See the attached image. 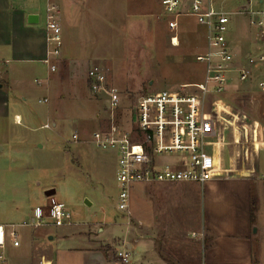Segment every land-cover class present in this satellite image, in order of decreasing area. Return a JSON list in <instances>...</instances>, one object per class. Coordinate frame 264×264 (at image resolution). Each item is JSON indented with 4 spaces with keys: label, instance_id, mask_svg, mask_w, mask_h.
I'll use <instances>...</instances> for the list:
<instances>
[{
    "label": "rangeland",
    "instance_id": "1",
    "mask_svg": "<svg viewBox=\"0 0 264 264\" xmlns=\"http://www.w3.org/2000/svg\"><path fill=\"white\" fill-rule=\"evenodd\" d=\"M232 1L237 3L236 7H242L246 2L227 0L224 6L227 12L236 9L230 7ZM15 2L21 3L19 0ZM54 3L59 9V24L63 25L61 52L74 60H92L88 64L82 62L81 66L77 62L73 75L82 76L91 66L101 67L110 83L121 93L125 107L119 117L123 123H128L131 106L139 96L163 90L175 91L181 84L202 80L203 67L196 59L206 49L205 30L193 16L165 14L161 0H102L98 8L96 0H54ZM37 6L41 20L45 21L44 0ZM240 29L249 33L251 38L255 34L246 17L230 16L228 37L236 36ZM174 36L178 45L171 43ZM251 42L250 38L244 39L239 46L240 54L260 48L257 41L255 45ZM52 75L57 77L61 73L56 71ZM27 77L32 84L35 77ZM60 82V91L56 88L50 97L33 84L36 89L27 98V103L18 102L22 112L39 109L44 113L52 109L55 128L41 129L39 124L26 128L13 126L11 117L9 127H2L0 123V223H29L33 209L46 206L48 198L44 192L53 189L55 200L65 204L73 229L82 231L85 225L101 223L104 229L101 239L112 242L129 238L130 229L136 228L137 222L131 216L127 226L126 216L122 217L115 208L119 191L115 182L117 153L99 150L87 142L90 134L97 130L94 114L104 115L102 100L88 95L87 106L82 105L83 109L78 112L79 108L75 109V106L80 100L74 98L65 81ZM255 84V78L244 84L229 78L224 93L206 98L205 116L215 119L217 124L225 123V128L205 137L203 147L205 154L214 158L218 169L212 175L213 180L228 179V156L233 160V168L247 170L249 195L256 200L255 222L250 230L252 260L258 264V261H264V93ZM60 93L64 97L59 96ZM44 98H47L46 103L37 102ZM47 121L51 125L52 120ZM74 131L79 137L77 141L71 138ZM253 136L260 137L258 143H251ZM38 145L42 147L38 148ZM246 152L252 155L253 162H245ZM230 184L218 186L219 191L216 189L211 204L216 214V217L212 214V219L217 224L227 221L238 225L242 220L240 211H236L233 205L231 210L220 205L224 200L228 201L231 191L235 194V190L229 188ZM131 187L130 203L134 212L143 210L144 204H155L161 209L153 229L151 232L147 230L149 234L144 227L139 230L141 236L154 239L159 254L174 261V256L182 259L201 249L197 254L204 257L200 244L205 245L211 235L203 231V191L197 183H137ZM189 187L193 194L187 189ZM235 188L242 191V186ZM172 204L177 206L174 214L170 211ZM187 204H195L194 209ZM31 230L30 227L19 229L20 241H24L25 234ZM112 244L116 250L123 249L117 242ZM102 248L115 257L117 251L112 247L104 245ZM150 248L147 240H140L139 246L130 252L128 262L149 252ZM220 249L221 246L215 253L224 260L228 254ZM11 251L13 249L3 252L0 264H22Z\"/></svg>",
    "mask_w": 264,
    "mask_h": 264
},
{
    "label": "built area",
    "instance_id": "2",
    "mask_svg": "<svg viewBox=\"0 0 264 264\" xmlns=\"http://www.w3.org/2000/svg\"><path fill=\"white\" fill-rule=\"evenodd\" d=\"M226 1L161 0L165 14L190 15L203 26L206 49L196 59L203 67V77L198 83L181 84L175 91L139 96L131 106L128 123L119 117L125 106L120 91L110 83L105 71L99 66L86 71L88 91L102 100L104 114L97 116L102 126L90 134L89 142L99 150L117 153L115 182L119 191L115 208L125 214L127 224L133 184H204L217 173L214 158L204 152L203 140L224 131L225 123L217 124L215 119L205 116L208 96L224 93L229 78L242 84L255 78V87L264 93V0H246L244 6L231 12L224 9ZM57 14L58 7L47 4L44 24L47 49L43 62L51 72L55 71L52 60L59 57L62 47ZM230 16L248 19L262 43L261 49L240 54L229 45ZM42 128L48 129L49 124ZM72 140H78L75 132ZM45 218L61 226L69 222L70 215L65 204L52 196L45 207L33 209L29 223L0 225V259L8 243L19 246L20 228L36 229ZM129 254L123 249L115 253V258L127 264Z\"/></svg>",
    "mask_w": 264,
    "mask_h": 264
},
{
    "label": "crops",
    "instance_id": "3",
    "mask_svg": "<svg viewBox=\"0 0 264 264\" xmlns=\"http://www.w3.org/2000/svg\"><path fill=\"white\" fill-rule=\"evenodd\" d=\"M15 1L17 0H0V123L2 127H9L8 123L11 117L13 126L26 128L25 126L30 127L34 126V124H39L41 129H45L42 127L48 124L47 120L51 119V125H49L48 129L51 127L55 128L56 123L53 120L55 113L52 109L44 113L39 109H28V112H22L21 109L23 108L19 107L18 104L25 105L28 101L27 98L33 94L36 87L38 90L45 91L46 96L50 97L56 88V91L60 89V81L63 80L65 81V86L71 88L74 98L80 100V103L75 106V109L79 108L78 112H81L83 109L82 105L85 107L87 106L85 104L87 96L90 95L92 98L93 96L87 89L86 71L82 76H74L73 73L76 71L77 62L81 66L82 62L88 64L92 60L80 61L81 59H79L78 61L60 52L62 58L59 55V57L52 60V62L55 65L54 72L60 71L61 75L57 77L53 76L52 74L54 72H51L49 66L43 62L47 49L45 41V21L41 20L37 6L42 0H34V2L31 0H19L21 3ZM101 1L102 0H96V8L99 7ZM51 2L54 3V0H44L45 8L47 4ZM229 5L233 8L236 7L237 3L232 1ZM239 8L240 7H236V9L232 11ZM29 15L36 16V24L28 23L27 18ZM59 16L58 9L57 22L60 31H62L63 25L59 24ZM237 31L238 33H236V36L232 33V35L229 36V45L234 50L240 52L239 46L244 43V39L246 38H250V42L253 39L251 42L253 45H255L256 41L259 46L262 45L256 34L252 35L251 38L250 34L244 32V30L240 29ZM172 44L178 45V39H176L175 36L172 40ZM245 53L247 52L245 51ZM62 65L64 66L63 68H61ZM80 69L81 68H79V70ZM27 76L35 77L32 84H30L31 80ZM62 76H66V78L62 79ZM33 84L36 85V87ZM59 91L57 93L55 92V95H57ZM59 96L64 97L62 93H60ZM40 100L41 99L37 100L39 104L44 103L40 102ZM42 100H46L47 102V98ZM13 110L18 111L13 113ZM99 115L100 114L96 112L93 117L97 124V129L102 126L100 120L97 119ZM42 120H45V122L41 123ZM259 139L260 137L257 138L253 136L251 143L252 141L258 143ZM87 142L90 143L89 141ZM224 145L226 146L225 141ZM41 147V145H38V148ZM222 150L224 151V146H222ZM231 160L232 159L228 156L227 165L230 173L228 179H211L204 184H197L203 191L202 205L205 212L203 231L207 235H211V238L206 243L207 245L200 244V247L203 249V258L201 254H197L201 252V249H197L196 253L193 252L184 256L182 259L174 256V261H170L168 258L159 254L155 247L156 244L154 239L151 236H141L139 230L145 228L146 232L147 230L151 232L161 209L159 207L156 208L155 204H144L143 210H135L134 212L131 203H129V216L135 219L137 225L136 228L130 229L129 238L113 240L112 242L111 240L108 241V239H101L102 237L100 234L104 232V229L100 226L101 223L85 225L82 231H78L70 226V220L66 224L55 226L50 219L45 218L42 225L36 229L31 228V232L25 234L24 241H20L19 239V246L13 247L8 243L3 252H9L10 249H13L11 254L18 257L22 264H122L112 254L109 255L110 252L104 250L102 247L108 245L116 252L119 250H116L112 243L117 242L123 249L132 253L134 248L139 246L140 240L145 239L151 246L150 251L140 254L137 258H131V262H127V264H253L254 261L252 260L250 241L251 226L249 222L250 195L248 179L250 180V178L247 176V170L243 167H241V169L233 168V160L232 162ZM245 162L247 161L245 160ZM251 162H253V157L251 158ZM228 183H231L229 188L235 190V194H232V191L230 192V197L228 196V201L230 202V204H228L229 206L227 205V200H224V204L220 205L222 208H224V206L225 208L229 207V210H231L233 205L236 211H240L242 220L238 225L241 228H238L237 224L234 225L227 221L217 224L213 222L212 219V214H215V209L212 210L211 204H213V198L217 192L216 189L218 190V186H223ZM239 186H242L241 192L235 188ZM152 189L154 190V188ZM187 189H189V192L192 190L190 187ZM191 194H193V191H191ZM132 195L133 194L130 193L131 199ZM144 195H147V190L144 191ZM190 200H192V197H190ZM187 206L194 209L195 204H187ZM176 208L177 206L172 204L170 211L174 214ZM154 209L156 211H154ZM223 210L226 209H222V211ZM119 214L125 217L124 213L119 212ZM0 225L6 226L10 224L0 223ZM137 226L140 228H137ZM40 228L45 229L40 230ZM107 232L109 233V231ZM220 246L221 249H224L226 254H228L224 260L220 257L218 258L215 253ZM18 258H14L13 260H18ZM37 258L41 260L39 259L38 261ZM258 264H264V261H258Z\"/></svg>",
    "mask_w": 264,
    "mask_h": 264
},
{
    "label": "water",
    "instance_id": "4",
    "mask_svg": "<svg viewBox=\"0 0 264 264\" xmlns=\"http://www.w3.org/2000/svg\"><path fill=\"white\" fill-rule=\"evenodd\" d=\"M27 21L30 24H36L37 18L34 15H29L28 18H27ZM245 144H248V142H245ZM251 158H252L251 157V154H249L248 152H246V154H245V160L249 163V162H251ZM54 194H55V191L53 189H50V190L44 192V196L46 198L52 197V196H54ZM254 232H255V229H254Z\"/></svg>",
    "mask_w": 264,
    "mask_h": 264
},
{
    "label": "trees",
    "instance_id": "5",
    "mask_svg": "<svg viewBox=\"0 0 264 264\" xmlns=\"http://www.w3.org/2000/svg\"><path fill=\"white\" fill-rule=\"evenodd\" d=\"M255 213H256V200L254 197L250 196V202H249V222H250V226L253 227L254 226V222H255ZM253 264H255L253 262Z\"/></svg>",
    "mask_w": 264,
    "mask_h": 264
}]
</instances>
